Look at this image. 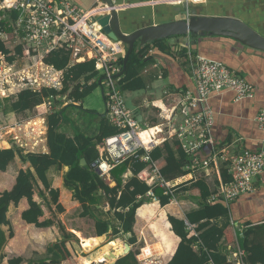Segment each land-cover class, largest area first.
<instances>
[{
    "label": "crops",
    "instance_id": "1",
    "mask_svg": "<svg viewBox=\"0 0 264 264\" xmlns=\"http://www.w3.org/2000/svg\"><path fill=\"white\" fill-rule=\"evenodd\" d=\"M71 1L85 11L91 10L94 4V0ZM183 1L185 0H118L117 9L120 14L122 30L125 34H129L146 26L168 22L173 8ZM188 1L195 4L194 6L197 8L205 6L204 15L207 16H227L229 11H231L236 18L241 19L264 36V0ZM11 30L13 29L11 28ZM157 42L146 45L148 48L142 54L145 56L141 65L137 68L138 74L134 80L135 90L123 91L131 115L142 129H152L163 124V128L167 132L169 124L178 126L179 122L188 114V111L180 104L181 95L179 92L184 89L194 88L188 68L189 52H195V54L226 64L254 87V96L252 98L238 100L233 92H225L211 97L207 106L215 114V124L212 128L213 142L207 145L199 154L203 166L194 173L189 170L190 174L174 180L178 183V186L185 183H189L187 186H190L198 180H203L210 193L207 200L200 198L201 193L198 188L184 191L181 188L178 190V186H176L173 194L176 198L172 199L171 203L165 207H162L158 200L151 199V202H146V199L150 198L145 199V204L157 203L159 208L165 210L166 220L170 225L171 232L178 239L175 252L168 260L158 258L161 264H168L174 257L181 241L172 231V226L168 219L169 216L184 221L185 225H191L192 229L188 230L186 227L187 231L190 236L198 237L200 232L197 231V224L189 223L187 216L199 211L204 204L218 201L214 200L213 197L218 194L221 188L220 185L223 180L221 175L222 168L228 171L230 162L242 150L264 151V130L255 121L258 113L264 109V53L253 49H245L230 38L218 36L204 39L198 38L195 45L180 43L178 37ZM136 46L138 50L146 47L141 46L139 43ZM9 49L12 50V48ZM91 60H95L93 51L89 49L80 50L71 53L70 66ZM102 77V72L98 71V77L91 80L89 84L97 82L98 87L99 79ZM0 114L2 117L6 116L2 111ZM9 115L12 117L19 116L12 112ZM99 116L106 117V113ZM91 119V122L86 123L79 119V122H74L76 123L75 126H73L74 123L64 122L60 132L68 137H74L78 133L88 139H92L93 144H97L96 138L99 135L98 120ZM173 119L175 120L173 121ZM172 121L173 123H171ZM67 125L71 128L68 129ZM1 126L2 124H0ZM0 141L3 144H0L1 149L10 148L7 142ZM174 142L176 141L167 143L173 144ZM163 145L159 147H163ZM28 169H31L35 174V170L30 163L25 164L19 157H16L9 165L7 172L0 171V195L13 189L20 170ZM69 169L67 166H53L47 173L51 188L59 191V204L64 209L63 212H59L56 208L57 206L49 202L51 198L40 181H38L39 188L47 196L48 202H45L39 196L38 190L34 195V200L41 205L43 211V216L40 217L39 222L52 221L54 222L53 226L39 228L23 219V213L30 209L27 198H23L17 206L14 204L10 205L7 218L11 223L14 237L8 239L3 249L4 259L0 264H9L10 260L18 258L23 259L22 264L38 263L40 261L50 263L58 257L57 252L52 249L53 245L63 239L58 228L59 224L64 226L74 240L67 243L71 258L64 261L63 264H86L88 262L89 264H115L124 258L121 257L118 261L97 262L99 255L105 256L111 250L108 247L110 242L116 240L111 245L117 244L116 248H118L120 243L117 241L129 244L132 234L120 232L117 235L119 240L115 238L113 229L121 230L122 224L117 219L115 211L110 209L103 192L98 194L99 201L90 208L94 218L81 216L83 206L74 198L73 189L65 184V176ZM133 177V173L128 170L122 177L123 183L126 184ZM103 179L110 187L116 186V181L113 180L111 175ZM254 185L255 190L242 197L235 206L236 218L242 222L239 228H244L247 222L254 225L264 224V172L256 179ZM178 192L184 193V195H179ZM138 210L134 225L137 243L129 244L131 247L130 253L134 252L141 243L145 245L146 236L140 232L139 227H143L147 236L152 239L151 235L148 234L146 225L144 223L139 224ZM96 220L109 222L108 232L101 237L97 235ZM229 220L234 223L232 214H230ZM227 221L228 218L222 217L213 220L212 223L222 226ZM237 224L239 225V223ZM9 228V226H3L2 230L9 235ZM93 237L104 238V241L91 250L84 248L82 245L83 241ZM121 237H123V241L120 240ZM195 249L198 250L197 247ZM139 262L140 264L143 263L140 260Z\"/></svg>",
    "mask_w": 264,
    "mask_h": 264
},
{
    "label": "built area",
    "instance_id": "2",
    "mask_svg": "<svg viewBox=\"0 0 264 264\" xmlns=\"http://www.w3.org/2000/svg\"><path fill=\"white\" fill-rule=\"evenodd\" d=\"M111 1L114 8L93 7L85 11L71 0H0V21L7 20L12 12L18 14L11 28L20 41L14 51L12 49V55L16 56L14 62L10 63L7 55L0 53V101L16 99L23 91L42 94L44 90H54L60 93L64 88L65 71L47 64L46 57L61 48H66L71 53L85 49L93 51L95 60L103 71L106 117L110 125L119 131L105 138L103 144L97 146L101 177H110L112 171L126 161L144 162L147 167L139 173L138 178L151 190L146 196H139V200H157L153 189L162 188L165 194H174L178 183L163 178L157 163L151 159L152 150L169 141L179 142L191 160L187 170L191 173L199 170L203 166L199 154L213 142L215 114L208 108V101L211 97L225 92H233L238 100L252 98L254 87L226 64L189 52L188 68L194 88L179 92L180 104L188 114L178 126L169 124L167 132L163 124L152 129H142L131 115L121 86L124 76L121 60L127 47L122 41L112 40L102 27L93 21L96 14L118 8V0ZM0 38L7 43L11 34L0 31ZM17 47L22 48L23 56L17 55ZM60 100L65 101L66 97L44 96L43 113L1 126L0 140L7 142L9 149L17 146L25 154H48L47 116L59 110L56 102ZM255 121L264 130V109L258 113ZM263 172V150L240 151L228 166L231 181L221 186L213 199H221L230 205L241 195L253 192L256 179ZM186 227L188 230L192 229L189 224H186ZM237 229L242 237L244 228L237 226ZM245 257L246 252L239 243L235 248H228L229 263L245 264ZM149 262L150 260L144 261L142 264Z\"/></svg>",
    "mask_w": 264,
    "mask_h": 264
},
{
    "label": "trees",
    "instance_id": "3",
    "mask_svg": "<svg viewBox=\"0 0 264 264\" xmlns=\"http://www.w3.org/2000/svg\"><path fill=\"white\" fill-rule=\"evenodd\" d=\"M18 14L12 12L8 15L7 20L0 21V31L11 32V26L16 22ZM158 44V42H157ZM148 46L138 50L136 46L129 59L126 72L123 76L121 86L123 91L135 90L134 80L138 74L137 68L141 65ZM16 53L23 56L24 52L21 47L16 48ZM0 53L7 55L10 63L16 60L13 56L12 50L7 46V43L0 38ZM195 53V52H194ZM71 52L66 48L58 49L50 53L45 62L55 66L59 70L65 71L64 88L60 93L54 90H44L42 94H34L30 91L21 92L16 99H4L11 102V112L25 117H31L43 113V97L51 95H61L66 97L65 101L56 102L59 110L47 116L48 121V154H25L17 146H12L11 149L0 148V171L7 172L9 165L19 157L23 163H30L31 167L35 170V174L28 170H20L17 177L16 185L10 191H5L0 195V263L4 259L3 249L8 241L14 237V232L11 223L7 218V213L11 204L17 206L23 198H27L30 209L23 213V219L29 223L34 224L36 227H50L54 222H39L40 217L43 216L41 205L34 200L35 192L38 190L39 196L45 202L48 198L43 191L40 190L38 181H40L45 190L51 196L49 202L55 204L59 212L64 209L59 204V191L51 188L48 182L47 173L53 166H67L69 171L65 176V184L67 187L72 188L74 191V198L83 206L81 216H91V206L99 201L98 194L103 192L110 209L115 211L117 219L121 222V230L114 228L113 235L117 236L120 232L132 234L129 244L137 243V238L134 234V225L136 222V213L138 210L139 224L146 225L148 234L151 235L150 239L146 230L140 228V232L146 236L145 245L141 249V254L138 256L139 260L145 261L154 256L162 255V259L168 260L178 244V239L171 232L170 225L166 220L165 210L159 208L157 203H146L145 200H139V196H146L151 190L150 187L138 178L147 164L144 162H130L126 161L117 168H115L111 176L116 181L115 187H110L101 175L97 174L93 168L90 167L94 161L98 160L99 153L97 150L98 145H102L105 138L118 133L116 128H113L108 122L106 117L97 115V128L99 135L96 138L97 144H93L92 139H88L81 134L76 133L74 137H68L66 134L60 132L62 126V112L70 106L61 105L66 103L78 104L81 100L85 99L95 88L97 82L89 84L91 80L98 77L100 65L96 60H91L81 64L70 66ZM2 100V101H4ZM63 107V108H62ZM95 155V158H94ZM90 157H93L91 159ZM86 158L87 166H81L80 161ZM151 159L157 163L160 174L167 181H174L183 176L190 174L187 168L191 164L190 158L184 153L179 142L173 144L164 143L163 147H157L151 152ZM130 170L134 177L131 178L126 184L123 183V175ZM222 183L220 186L226 185L231 181L228 171L222 168ZM189 183L178 186L184 191L191 188H198L201 193L202 200H207L210 196L209 189L203 180H198L187 186ZM157 200L162 207L171 203V200L176 198L173 194H165L162 188L153 189ZM246 193L241 195L237 200L227 205L223 200H218L211 204H204L203 207L196 212L189 214L188 221L192 224H197V231L200 232L198 237L190 236L187 231L185 222L169 216V222L172 226V231L181 239L178 249L168 264H232L228 262V248H235L236 244H240L241 248L245 250L246 257L245 264H264V224L254 225L246 223L244 227V234L241 237L238 233V227L242 223L236 217V204L242 197L248 195ZM141 207V208H140ZM232 214L234 223L229 220ZM222 217L228 218L222 226L213 224L212 221ZM156 219V220H154ZM97 235L99 237L105 235L109 230V222L96 220ZM236 223V224H235ZM239 223V225L237 224ZM158 226L155 229L154 226ZM3 226H9V235L3 230ZM163 226V227H162ZM59 231L63 239L53 245L52 249L57 252L58 257L50 263L40 261L32 264H63L71 258V253L67 248L68 242H73V237L66 231L64 226L59 224ZM143 230V231H142ZM158 230L164 233H170L175 240L176 246L174 250H169L163 247L162 236ZM103 242L104 238H88L83 241L84 245L90 241ZM112 241L111 243H114ZM198 248V250L195 249ZM137 253L131 252L128 256L120 259L115 264H139L137 260ZM23 259L18 258L10 260L9 264H22Z\"/></svg>",
    "mask_w": 264,
    "mask_h": 264
},
{
    "label": "water",
    "instance_id": "4",
    "mask_svg": "<svg viewBox=\"0 0 264 264\" xmlns=\"http://www.w3.org/2000/svg\"><path fill=\"white\" fill-rule=\"evenodd\" d=\"M60 1V0H59ZM195 4L185 0L175 6L169 16V21L152 26H146L129 34H125L121 27L120 14L118 9L110 12H102L93 17L103 31L114 41H122L127 51L121 65L123 75L126 72L129 59L137 43L146 46L159 40L178 37L180 43L195 45L198 38L206 37H227L234 40L238 45L245 49H253L264 53V36L247 25L241 19L236 18L233 12L229 11L227 16H207L204 15L205 6H194ZM94 8L106 9L114 8L111 0H94ZM104 77L99 79V86L102 91L103 99L106 102L105 90L103 87ZM99 161L96 160L90 167L101 175L98 167ZM81 166H87L86 158L80 161ZM123 241V237L120 238ZM124 248L121 254L111 250L105 255L108 262L118 261L119 258L130 254L131 247L128 243H123Z\"/></svg>",
    "mask_w": 264,
    "mask_h": 264
},
{
    "label": "rangeland",
    "instance_id": "5",
    "mask_svg": "<svg viewBox=\"0 0 264 264\" xmlns=\"http://www.w3.org/2000/svg\"><path fill=\"white\" fill-rule=\"evenodd\" d=\"M10 33H11V39L7 43L10 42L8 44V46H10L9 48H12L14 51L15 47L18 46L20 41H19V38L16 34L12 33V31ZM99 71L103 72L101 69ZM103 84H104V81H103ZM10 104H11V102L8 100L0 101V113L2 111V113H4L6 115V116L2 117V115L0 114V124H2V126L8 125L10 122H12L14 120H20V119L25 117L23 115L17 116V117H12L11 115H9V113H11ZM69 104H70V106L62 112V115H61L62 123H64V122L74 123L75 121L79 122V119L85 123L91 122L90 118L95 120L97 118V115L98 116L104 115L106 113V110H107L106 103L103 99V95H102V91H101L100 86L95 88L85 99L81 100L78 104L68 102L67 105H69ZM61 105H64V104L62 103L59 106H61ZM75 125H76V123H74L73 126H75ZM67 126H68V129L71 128L69 125H67ZM0 144L3 145L1 143V141H0ZM90 158L93 159V157H90ZM94 158H95V155H94ZM178 194L180 195L181 192H178ZM181 195H184V193H182ZM50 198H51V196H50ZM151 201H152L151 199H146V202H151ZM154 220H156V219H154ZM154 228L158 229V226L156 225V226H154ZM158 232L162 236L163 247L167 248L169 250H174L176 243H175V240L170 235V233H164L160 230H158ZM115 238H117V240H119V236H116ZM117 242L121 243L119 241H117ZM101 243L102 242H100V241L90 240L84 245V248L91 250V249L99 246ZM111 244H113V243L110 242L108 245V247H110L111 250L117 247V244L116 245H111ZM143 245H144V243H141L137 247V249L134 250V252L138 254L137 257L141 254L140 249ZM102 256H104V255H99L97 262L99 260H101ZM154 257H157V256H154ZM154 257L148 259V260H150L149 264H161L160 263L161 261L159 259H153ZM137 260H138V258H137ZM140 261H142V260H140ZM138 263L140 264L139 260H138ZM86 264H89V262Z\"/></svg>",
    "mask_w": 264,
    "mask_h": 264
},
{
    "label": "bare ground",
    "instance_id": "6",
    "mask_svg": "<svg viewBox=\"0 0 264 264\" xmlns=\"http://www.w3.org/2000/svg\"><path fill=\"white\" fill-rule=\"evenodd\" d=\"M8 1H10V0H8ZM188 1V0H187ZM146 134H144V136H145ZM123 248H124V245H123V243H120L119 244V246H118V248H114V249H112V250H115L118 254H121L122 252H123ZM110 252V251H109ZM108 252V253H109ZM158 258H162V255H160V256H157V257H154L153 259H158ZM103 261H106L105 260V256H102V258H101V260H99L98 262H103ZM145 261H148V259L147 260H145ZM144 262V261H143Z\"/></svg>",
    "mask_w": 264,
    "mask_h": 264
}]
</instances>
